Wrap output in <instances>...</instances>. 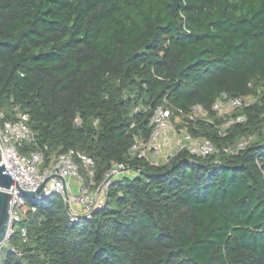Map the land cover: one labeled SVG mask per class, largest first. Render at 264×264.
Here are the masks:
<instances>
[{
	"label": "trees",
	"instance_id": "1",
	"mask_svg": "<svg viewBox=\"0 0 264 264\" xmlns=\"http://www.w3.org/2000/svg\"><path fill=\"white\" fill-rule=\"evenodd\" d=\"M177 1L174 13L173 0H0V111L28 114L45 165L73 149L96 183L113 163L130 170L87 220L57 193L27 201V240L1 264H264V0ZM222 94L257 96L225 135L211 111ZM163 101L206 110L189 130L219 150L130 156Z\"/></svg>",
	"mask_w": 264,
	"mask_h": 264
},
{
	"label": "built area",
	"instance_id": "2",
	"mask_svg": "<svg viewBox=\"0 0 264 264\" xmlns=\"http://www.w3.org/2000/svg\"><path fill=\"white\" fill-rule=\"evenodd\" d=\"M256 101L255 95L240 97L222 94L213 102L211 111L221 120V124L214 126L219 135H225L233 126L245 123L247 117L240 112ZM207 115L208 112L201 106L193 105L186 115H177L179 120L176 125L172 122L173 112L167 102L159 103L154 107L150 118L149 137L138 138L130 148L129 155L157 166L168 163L183 151L197 157H207L216 153L219 149L211 140L195 137L189 130L192 122L206 119ZM252 139L253 136L244 137L234 147H223L222 151L226 154H237L244 150ZM25 142L30 146L25 147ZM24 149L25 153L22 152ZM0 150V164L5 165L14 182L10 189L4 190L10 194L9 229L5 243L16 234L15 224L21 223L28 212L27 198L21 190L36 192L39 186L49 179L43 193L31 201L38 202L52 193L60 194L70 220L80 222L90 219L95 211L102 208L109 186L114 181L130 173L125 163H113L103 180L96 183L92 159L73 149L50 154L45 165V152L48 151V147L37 146L35 134L29 126V116L18 107L14 108L12 119L6 118L5 113L0 111ZM162 152L163 156L157 159V155ZM35 211L34 205L30 212ZM21 238L23 241L27 240L26 227L21 228ZM3 245L0 246V264ZM12 250L20 254L18 248Z\"/></svg>",
	"mask_w": 264,
	"mask_h": 264
},
{
	"label": "water",
	"instance_id": "3",
	"mask_svg": "<svg viewBox=\"0 0 264 264\" xmlns=\"http://www.w3.org/2000/svg\"><path fill=\"white\" fill-rule=\"evenodd\" d=\"M171 8L175 13L178 9V1L173 0ZM1 161V150H0ZM49 179H46L37 189L36 192H28L21 190L22 194L27 200H32L35 196L43 193L44 187ZM13 179L9 175L5 165L0 164V246L5 243L7 238V232L9 229V217H10V194L4 190H8L13 185Z\"/></svg>",
	"mask_w": 264,
	"mask_h": 264
},
{
	"label": "rangeland",
	"instance_id": "4",
	"mask_svg": "<svg viewBox=\"0 0 264 264\" xmlns=\"http://www.w3.org/2000/svg\"><path fill=\"white\" fill-rule=\"evenodd\" d=\"M172 122L173 124H176L177 125V122L179 120V117H177V115H174L172 116ZM172 143V141H171ZM24 146L26 147H29L30 144L28 142H25L24 143ZM166 149V148H165ZM23 152V151H22ZM25 153V152H24ZM164 152L160 153L159 155H157V159L158 158H161L163 156ZM27 201H31V200H27ZM33 202V201H31ZM24 227V225L22 223H16L15 226H14V229L16 231V235H17V239H14L12 240V242L9 244V243H4L3 246H5V248L7 247H18L20 245V241H22V238H21V228Z\"/></svg>",
	"mask_w": 264,
	"mask_h": 264
},
{
	"label": "crops",
	"instance_id": "5",
	"mask_svg": "<svg viewBox=\"0 0 264 264\" xmlns=\"http://www.w3.org/2000/svg\"><path fill=\"white\" fill-rule=\"evenodd\" d=\"M126 175H130V173L126 174Z\"/></svg>",
	"mask_w": 264,
	"mask_h": 264
}]
</instances>
